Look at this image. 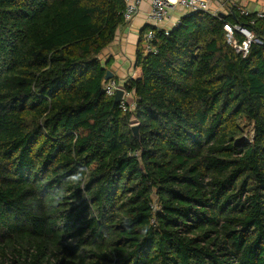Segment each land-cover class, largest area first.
<instances>
[{
	"label": "trees",
	"instance_id": "16d2710c",
	"mask_svg": "<svg viewBox=\"0 0 264 264\" xmlns=\"http://www.w3.org/2000/svg\"><path fill=\"white\" fill-rule=\"evenodd\" d=\"M123 10L0 0V264H264L262 23L245 58L235 7L183 16L156 54L145 29L124 113L100 62Z\"/></svg>",
	"mask_w": 264,
	"mask_h": 264
},
{
	"label": "built area",
	"instance_id": "2783aa9c",
	"mask_svg": "<svg viewBox=\"0 0 264 264\" xmlns=\"http://www.w3.org/2000/svg\"><path fill=\"white\" fill-rule=\"evenodd\" d=\"M141 1L142 0H124V10L122 12L124 23H128L133 19L138 11V6ZM222 1L227 4L230 9L235 7L239 16L248 18L247 27L240 24L223 25L226 43L235 51L237 55H239L241 58H245L248 56L252 44L259 45L262 43L255 35L252 27H254L257 22H261V30L264 31V12L252 13L245 8H239L236 6L235 0ZM149 2L150 9L147 14L148 26L141 38V49L145 55L156 54L155 48L152 45V41L155 39L158 32L164 36H168L170 32L179 25L180 19L173 23L170 22L168 10L171 6H178L184 13L183 16H194L203 13H208L214 17L219 16L214 12L211 13L207 0H149ZM238 37H241L242 40L239 41ZM133 76L134 75L128 79L133 78ZM125 82L123 84H117L114 80H110L103 86V92L108 97H114L116 90H122L123 94L119 102V108L124 113L131 111L134 105L131 104L129 107H127L125 104L126 100L131 98V94H128L124 90Z\"/></svg>",
	"mask_w": 264,
	"mask_h": 264
},
{
	"label": "crops",
	"instance_id": "0c3cea01",
	"mask_svg": "<svg viewBox=\"0 0 264 264\" xmlns=\"http://www.w3.org/2000/svg\"><path fill=\"white\" fill-rule=\"evenodd\" d=\"M211 13L226 16L230 7L222 0H207ZM237 7L249 12H264V0H235ZM150 9L149 0H142L133 19L121 25L115 33L113 42L100 55L101 64L113 74V80L123 84L133 75L136 52L139 47L141 33L147 28V14ZM183 12L178 6L168 10L170 22L183 18Z\"/></svg>",
	"mask_w": 264,
	"mask_h": 264
},
{
	"label": "water",
	"instance_id": "95a60500",
	"mask_svg": "<svg viewBox=\"0 0 264 264\" xmlns=\"http://www.w3.org/2000/svg\"><path fill=\"white\" fill-rule=\"evenodd\" d=\"M220 16H223V15H219V17ZM112 78H113V74L110 71H106V74H105V77H104V81L107 82L109 80H112ZM122 94H123L122 90H116L115 95L113 97V100H114L115 104H119V102H120V100L122 98ZM130 129H131V133H132L133 138L136 139L137 141H140V135H139V131H138V129H139L138 124H133L130 127Z\"/></svg>",
	"mask_w": 264,
	"mask_h": 264
},
{
	"label": "rangeland",
	"instance_id": "374dc122",
	"mask_svg": "<svg viewBox=\"0 0 264 264\" xmlns=\"http://www.w3.org/2000/svg\"><path fill=\"white\" fill-rule=\"evenodd\" d=\"M112 80H113V79H112ZM109 81H110V80H109ZM244 132H245V135H246V136H249V135L251 136V135H252V134H251V127H246Z\"/></svg>",
	"mask_w": 264,
	"mask_h": 264
}]
</instances>
